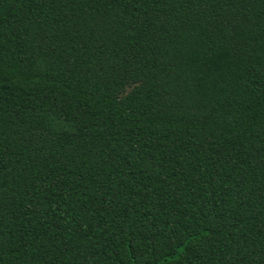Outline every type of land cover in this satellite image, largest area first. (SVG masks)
<instances>
[{
	"label": "trees",
	"instance_id": "1",
	"mask_svg": "<svg viewBox=\"0 0 264 264\" xmlns=\"http://www.w3.org/2000/svg\"><path fill=\"white\" fill-rule=\"evenodd\" d=\"M0 264H264V0H0Z\"/></svg>",
	"mask_w": 264,
	"mask_h": 264
}]
</instances>
